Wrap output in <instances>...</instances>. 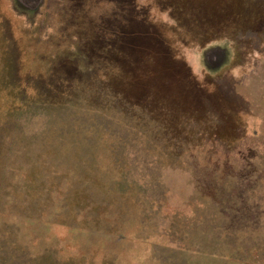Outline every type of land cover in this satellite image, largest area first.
Here are the masks:
<instances>
[{
    "label": "rangeland",
    "instance_id": "obj_1",
    "mask_svg": "<svg viewBox=\"0 0 264 264\" xmlns=\"http://www.w3.org/2000/svg\"><path fill=\"white\" fill-rule=\"evenodd\" d=\"M0 264H264V0H0Z\"/></svg>",
    "mask_w": 264,
    "mask_h": 264
}]
</instances>
